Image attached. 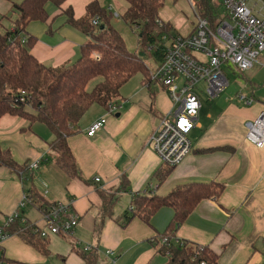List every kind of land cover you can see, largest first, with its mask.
Segmentation results:
<instances>
[{
	"label": "crops",
	"instance_id": "obj_1",
	"mask_svg": "<svg viewBox=\"0 0 264 264\" xmlns=\"http://www.w3.org/2000/svg\"><path fill=\"white\" fill-rule=\"evenodd\" d=\"M93 1L113 9L103 5L104 0H66L61 8L48 3L49 19L28 24L25 35L36 37L31 50L42 63L59 67L78 58L81 46L92 37L71 25L65 10L71 7L79 19ZM11 5L0 0V33L15 28L12 14L14 21L7 20V25L4 20ZM127 7L122 14L115 13L123 15ZM129 81L121 89L117 101L121 107L115 113L93 104L77 132L68 138L81 178H72L59 167L58 154L49 147L54 134L46 125L36 122L30 127L25 119L8 114L0 118L1 147L9 149L20 166L40 161L32 174L0 166V223L26 193L33 197L22 213L32 221L43 224L37 206L57 201L73 200L80 214L72 236L52 235L43 240L40 249L39 243H31L23 235L11 236L1 249V264H48L51 258L62 264H166L168 258L159 254L151 239L166 228L173 215L171 208L159 210L152 225L134 218L122 226L118 218L130 209L133 192L152 190L164 195L179 184L211 180L224 184V191L217 199L202 200L174 239L209 245L219 254L217 264H264V146L259 148L247 140L245 124L264 110V100L248 106L249 111L232 109L214 120L210 113L199 120L201 106L190 133L200 132L191 153L158 184L155 172L163 163L148 140L172 103L159 83L151 79L147 83L143 78L140 84L127 87ZM102 117L104 126L88 135V128ZM220 145L233 150L214 149ZM123 181L125 188H120ZM85 245L92 249L85 251ZM107 250L113 254H106Z\"/></svg>",
	"mask_w": 264,
	"mask_h": 264
},
{
	"label": "trees",
	"instance_id": "obj_2",
	"mask_svg": "<svg viewBox=\"0 0 264 264\" xmlns=\"http://www.w3.org/2000/svg\"><path fill=\"white\" fill-rule=\"evenodd\" d=\"M8 1L12 3L10 12L15 17V28L0 33V118L8 114L25 119L30 127L36 122L46 125L54 134L49 147L58 154L59 167L70 177L81 178L68 138L77 132L80 120L93 104L107 109L111 102L120 100L122 87L136 73L141 72L144 80L150 82L151 72L165 54L162 36H173L178 31L172 23L161 19L165 0H125L128 7L122 18L140 30L141 49H148V53L141 56L127 48L120 32L111 24L112 11L93 1L88 4L85 15L76 19L72 8L68 7L65 10L68 22L92 38L81 46L74 62L51 67L32 53L36 37L28 35L27 41L23 42L21 34L25 35L31 21L49 19L48 3L61 8L66 0ZM194 1L198 12L213 24L221 16L217 10L219 4L214 0ZM96 16L100 23L93 25L91 21ZM146 55L154 59L155 66L146 63ZM214 149L233 150L229 145ZM0 166L15 172L26 170V166L17 164L10 150L1 145ZM173 168L161 164L155 172L158 184L164 182ZM125 183L123 181L120 188H125ZM223 191L224 184L211 180L179 184L164 195L152 190L133 192L131 207L118 222L126 226L134 218H140L152 225V218L159 210L171 208L173 215L166 228L151 239L159 254L168 258L166 264H217L219 254L209 245L174 238L202 200L217 199ZM27 195L32 199V195ZM22 235L31 243H39V249L45 245L31 231ZM165 237L167 239L163 241Z\"/></svg>",
	"mask_w": 264,
	"mask_h": 264
},
{
	"label": "built area",
	"instance_id": "obj_3",
	"mask_svg": "<svg viewBox=\"0 0 264 264\" xmlns=\"http://www.w3.org/2000/svg\"><path fill=\"white\" fill-rule=\"evenodd\" d=\"M189 1L195 6L194 0ZM258 3L263 5L259 7ZM220 5L223 6V15L214 24L196 11V20L189 33L162 36L165 54L150 78L166 88L172 109L161 115L148 145L163 164L176 166L192 151L190 133L197 124L202 106L196 87L203 84L208 95L214 98L229 85L226 67L238 72L247 71L256 63L264 67V60H260V56H264L262 0H220ZM91 22L98 25L99 16ZM21 36L26 42L27 36L24 33ZM238 97L245 106H251L255 101L246 94ZM120 107L117 102H111L106 110L112 114ZM105 123L104 117L95 121L88 128V135H95ZM246 138L259 148L264 146V110L254 120L246 122ZM39 164V160L29 162L26 171L34 173ZM31 201L27 193L24 194L17 208L0 223V257L5 241L11 236L31 231L42 240L52 235L70 237L80 223V214L75 210L73 200L37 206L43 224L22 213ZM16 225L17 229H14ZM91 249L90 245L84 246L85 251ZM106 254L111 255L113 251L107 250Z\"/></svg>",
	"mask_w": 264,
	"mask_h": 264
},
{
	"label": "rangeland",
	"instance_id": "obj_4",
	"mask_svg": "<svg viewBox=\"0 0 264 264\" xmlns=\"http://www.w3.org/2000/svg\"><path fill=\"white\" fill-rule=\"evenodd\" d=\"M214 1L219 4L217 7L218 13L223 15V6L220 5V0ZM262 2L264 3V0H262ZM102 4L106 7L110 5L113 6L112 12L114 13V16L111 18V24L120 32L127 48L132 52H144V55L148 53V49L143 47L141 49V44L139 43L140 30L135 26H131L129 23L125 22L122 18V15L118 16L115 13L118 11L120 14H122L127 2L125 0H104ZM258 4L259 7L263 5L262 3ZM196 11L198 12L196 5L193 6L189 0H165L164 6L160 11V16L164 21L172 23L177 28L178 32L184 35L191 31L192 24L196 20ZM10 16L11 12H9L8 15L4 17L7 25L9 23L7 20L14 21V19ZM5 22H3V24H6ZM145 57L146 63H148L150 66L156 65L153 58L147 55ZM260 60H264L263 55L260 56ZM225 73L228 78L229 85L217 97L211 98L203 84H200L198 87H196L203 107L199 120L206 119V113L212 114L214 120L218 117V115L225 114L227 111L232 109H237L238 111H249L250 107L244 105L242 100H240L238 97L239 94H246L252 97L254 96L255 102L253 104H256L259 100H264L263 66H259L256 63L253 68L244 72H238L226 67ZM143 78L144 76L141 72L136 73L130 79L127 87H130L132 83L140 84ZM199 133V130H196L194 133L190 134L192 142L198 138ZM33 217L35 218L34 212ZM48 264H62V261L57 258H51Z\"/></svg>",
	"mask_w": 264,
	"mask_h": 264
},
{
	"label": "water",
	"instance_id": "obj_5",
	"mask_svg": "<svg viewBox=\"0 0 264 264\" xmlns=\"http://www.w3.org/2000/svg\"><path fill=\"white\" fill-rule=\"evenodd\" d=\"M140 55H141V56H143V55H144V53L142 52V53H140Z\"/></svg>",
	"mask_w": 264,
	"mask_h": 264
}]
</instances>
